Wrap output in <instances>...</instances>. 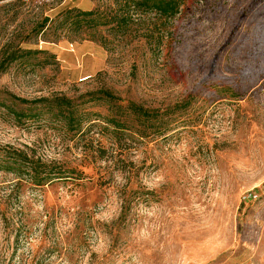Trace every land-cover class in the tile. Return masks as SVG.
<instances>
[{
	"label": "rangeland",
	"instance_id": "374dc122",
	"mask_svg": "<svg viewBox=\"0 0 264 264\" xmlns=\"http://www.w3.org/2000/svg\"><path fill=\"white\" fill-rule=\"evenodd\" d=\"M127 4H0V164L25 150L84 171L41 187L0 167V264H264V0L141 6L118 26ZM65 8L112 21L62 24ZM19 46L34 51L8 63ZM57 95L89 112L83 134L18 99ZM131 101L154 118L146 136Z\"/></svg>",
	"mask_w": 264,
	"mask_h": 264
},
{
	"label": "trees",
	"instance_id": "16d2710c",
	"mask_svg": "<svg viewBox=\"0 0 264 264\" xmlns=\"http://www.w3.org/2000/svg\"><path fill=\"white\" fill-rule=\"evenodd\" d=\"M185 0H128V8L123 11V13L118 16L117 25L118 26H127L133 18L134 11H137L141 6H146V8L155 10L161 16L170 17L177 14L180 11V7ZM24 2V1H22ZM65 12L64 18L61 23H65L69 19V13L75 12L74 19L72 23L83 27L84 22L94 23L95 27L108 25L112 20L104 19L99 9L92 10H83L80 8H65L62 10ZM106 18V16H105ZM115 19V17H114ZM49 20L50 16H46L41 21V25L38 28L37 32L44 30ZM33 48H23L19 46V49L12 50L9 52L8 63H11L20 57H27L33 52ZM5 68L2 69L4 71ZM104 93V98L109 101H114L116 97L110 89L102 90ZM24 103H30L34 107H39V105L47 106L48 110L53 111V114L57 117L58 120L64 121V123L70 128L69 130L74 131L75 134H83L85 128L83 126L84 119L89 113L85 109L81 108L80 105L74 103V99L66 96H54V97H40L34 100H28L25 98H18ZM93 99H96L93 97ZM46 103V104H44ZM130 116H136L142 121L143 128L135 130L140 133L141 136H146L148 129L152 128L151 125L154 124V118L149 114V110L144 106L137 104L134 101L129 102L128 104ZM56 110V111H54ZM125 121L120 120L115 116L108 118V122L112 123L118 129H125L127 126ZM107 149L104 147H98L97 155L98 158H106V161L109 162V166L115 165L117 168L125 172V174L131 177L133 175L132 169H126V166L120 168L121 158H118L115 153L112 152L111 157L106 156ZM0 164L1 168L6 170L11 169L16 172L22 179L32 183L36 186H45L53 183L56 180H81L83 179L84 171L79 170L77 167H69L63 164L58 163L56 160L46 161L40 157L35 158V154H31L25 150H18L14 154L9 156H4ZM113 172L110 170L106 171L105 175H110ZM24 176V177H22ZM124 206L126 209L131 208L132 200L129 195H126L124 198ZM6 215L3 214V218L0 219L6 220Z\"/></svg>",
	"mask_w": 264,
	"mask_h": 264
},
{
	"label": "built area",
	"instance_id": "2783aa9c",
	"mask_svg": "<svg viewBox=\"0 0 264 264\" xmlns=\"http://www.w3.org/2000/svg\"><path fill=\"white\" fill-rule=\"evenodd\" d=\"M17 1H27V0H0V4L9 3V2H17ZM259 196H260L259 193H257L256 191L245 192L242 195V199L244 201H254V200H257Z\"/></svg>",
	"mask_w": 264,
	"mask_h": 264
}]
</instances>
